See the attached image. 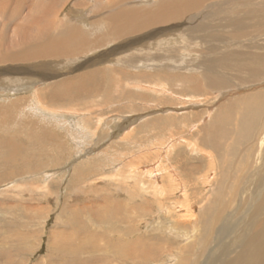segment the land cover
Here are the masks:
<instances>
[{
    "label": "rangeland",
    "instance_id": "1",
    "mask_svg": "<svg viewBox=\"0 0 264 264\" xmlns=\"http://www.w3.org/2000/svg\"><path fill=\"white\" fill-rule=\"evenodd\" d=\"M4 1L11 4L4 7L6 10L0 7V34L6 30L5 38L9 43L16 42L14 46L20 42L17 29L25 27L32 35L49 23L50 31H59V25L78 24L67 17L73 19L92 7V1L85 5V0H23L21 14L10 18L18 2ZM53 1L55 5L50 8ZM247 1L237 4L242 7ZM249 1L255 4L261 0ZM78 5L80 10L76 12ZM243 9L252 14V22L235 28L245 33L230 38L233 28L220 26L214 28L219 35L213 34L211 41H233V47L241 52L264 56V9ZM208 11L214 17L226 15L223 9L209 7ZM87 14L85 21L95 23V8ZM246 14L239 13L243 17ZM259 16L262 20L257 21ZM188 20L167 24L165 28L176 23L182 27L172 30H179L176 34H162L156 40L166 42L161 44L167 57L165 68L157 60L138 68L135 66L139 63L134 61L128 67L121 60L134 48L124 46L107 55L114 44L95 45L87 53L70 57H49L24 65L5 62L0 66V139L12 143L13 136H21L18 141L28 146L26 135L31 122L38 123L33 134H42V129L49 134L38 139L45 152L33 146L27 149L26 171L21 163L7 160L0 147V264H219L228 245L231 256L237 254L240 248L234 240L249 225L256 208L252 199L258 181L252 166L262 164L256 162L264 154V142L256 145L259 154L252 156V140L209 136L213 133L206 127L214 120L220 122L227 116L225 112L232 117L229 126H236L241 104L230 112L222 108L224 103L264 91V76L258 82L250 76L242 82L246 73L226 70L234 87L220 92L203 87L198 93L190 81L181 84L179 79L186 76L205 81L201 69L187 70V62L181 63L200 62L206 54L204 42L190 39L187 27L192 19ZM172 35L181 36L180 41L169 42ZM184 45L187 50L179 53L177 47ZM14 66L30 67L36 75L27 82L29 89L22 81L29 77ZM92 70L101 72L92 78L96 84L91 93L49 100L47 95L60 88L56 84L80 79ZM15 100L24 102L14 105ZM15 110L17 117L9 116ZM208 138L216 139L220 147H214L206 141ZM242 160L250 161L251 169L243 170ZM38 161H42L40 166ZM9 173L13 176H7ZM221 207L225 213L228 207L232 212L224 226L222 214V222L214 221ZM210 232L214 235L205 245ZM65 236L77 255L63 257L60 240Z\"/></svg>",
    "mask_w": 264,
    "mask_h": 264
},
{
    "label": "bare ground",
    "instance_id": "2",
    "mask_svg": "<svg viewBox=\"0 0 264 264\" xmlns=\"http://www.w3.org/2000/svg\"><path fill=\"white\" fill-rule=\"evenodd\" d=\"M1 1L2 2H0V7L3 10H6L11 4L10 1L7 3L4 0H1ZM16 1L19 4L17 3L10 18H15L16 15L19 16L21 14V9L23 7L22 5L23 0H16ZM85 1H86L84 2L85 5L92 1L91 5L93 9L95 8V12H96V17H95L96 20H94L95 23L94 22L88 23L85 21L88 19L87 13H89V11H92V7L86 6L88 7V8H85L86 12H82L83 11L82 10L80 12L81 15H77L73 19H71L70 17H67L68 21L78 22V24L73 23L72 25H68V24L59 25L62 27L59 31L57 28L50 31L49 23L44 24L47 26L45 27L43 25L44 26L43 28H41L39 25L40 27L39 31L37 30L38 32H34L32 33V35L31 33L29 34L28 31H25V27L17 29V31H15V34L17 38L19 37V40H20V42L16 44L18 46H14L16 42L9 43L7 41L8 38H5V36L8 34V32L4 30V32L0 34V37L2 40L0 42V66H2L5 62L12 63L14 65L20 64V63L24 65V63H27L32 60H41V59H46L49 57L50 58L51 57H55V58L70 57V56L78 55L79 53H82V54L87 53V51L89 49L92 50V47H94L95 45L98 46L100 44H103V46L108 47L109 45L114 44V46L110 48V51L108 52L107 55L116 53L120 48L124 46H130V49L134 48V50L129 51V56L125 55L124 59L121 60L122 63L128 67H131L130 65L134 61L139 63L138 65L135 66V68L136 67L138 68L145 64L152 65L149 62L153 63V61L155 62L157 60V61H160L159 66L165 68L166 63H167V57H165L166 54L163 53L161 44L166 45V42L161 41V43H159L156 40L162 34L168 35L170 34V32H173L172 30H175L179 27V24L176 23L177 26L172 25L170 27L165 28L167 24H172L175 22L192 19V23L189 22V25H188L190 27L189 28L187 27V31H189L190 35L192 36V38L190 39L191 40L193 39L197 42H204L205 43L204 49H206L205 51L206 54L205 56H203V59L202 61L200 60V62L199 61L196 62V60H193V61H185V62L181 61V63L187 62L185 66V69L187 70L188 69L189 70L201 69L203 73L205 74L204 75L205 81L202 83L201 79L199 80V78L197 77L186 76V78L184 77V78L179 79V82L181 84H184V81H190L191 82L190 85H192L197 90L198 93L203 92V89H204L203 87H205V89L206 87H209V90L211 89L212 91L216 90L220 92L222 88H225V87L229 88L230 86L231 88L234 87L233 85L234 81L231 82L229 80L231 76L227 74L229 77L228 78L224 72L226 70L227 71L233 70L234 72H239V74L241 72L246 73L248 76L246 78H243L242 82L248 79L249 76L250 78L251 77L257 78V80L254 82H258L260 81V77L262 75L264 76V56L252 53L251 51L241 52L240 50H237L236 48L233 47L234 46L233 41H227V43L225 44L224 42L221 41L220 43L223 45L215 44L211 41V38H213V34L219 35L215 31L214 28H218L220 26L221 28H225L224 26L233 28L232 32H230V36H229L230 38L232 37L239 38V36H242L243 33L245 32L239 29H236V28L241 27L243 25H248L252 22V14H250L249 12L248 14H246L247 12H245L243 8L245 9L246 7L252 8V6H254V7H258V9L260 7L264 9V0L263 1L261 0L260 3L257 2L255 4H252V1L250 2L248 0L247 3H244L242 5V7L238 6L237 4L239 0H155L156 2H153V0H85ZM220 4H222L223 6ZM6 5H7V8H4ZM54 5H55V2L53 1L49 4V7L51 8ZM209 7L212 8L213 10L221 11V9H223L222 12H224L227 16L224 14L223 15L219 14V16L216 15L214 17L212 12L208 11ZM75 8H77L75 11L79 12L80 10L79 5L76 6ZM238 10H239V13H245L246 17L239 15ZM245 18L247 20L250 19L251 21H248L249 22L248 23ZM47 20L50 22L53 21L49 18ZM259 20H262V16H259L257 18V21ZM194 21L195 22L197 21L196 23H198L199 25L196 24V26H194L195 25ZM257 21H255V23L260 24ZM263 21H264V17H263ZM8 22L9 21L7 20L6 24H8ZM200 22L202 23L207 22V23L200 24ZM79 23L81 24L79 25ZM223 23H226V24L221 25ZM261 24L264 25V23H261ZM18 26H24V25L22 24ZM181 27H179L178 29L180 30ZM208 28H210L211 30H209ZM179 30H176L175 32H173V34H176L177 32H179ZM242 30H245V29H242ZM172 36L173 37L171 39H167L169 42H177V41L179 42L180 41L179 37L181 36H176V35L175 36L172 35ZM148 39H152V40L148 41ZM30 42L31 44H29ZM118 42H121V43H118ZM139 43H142V44L137 47H134L135 44H139ZM3 47H4V50H2ZM166 47L167 46H165V49ZM142 48H147V49L144 51H139ZM177 48L179 49L178 50L179 53L187 50V47L185 45L182 47L178 46ZM161 55L163 56L160 57ZM14 67H15L14 69L20 71L23 74V76L25 75L29 77L27 78L28 80L26 79L22 80L25 86L27 87L25 88L29 89L27 82L28 81L30 82L29 79H31L32 76H36V75H33V72L32 70H30V67H27V66H21L19 68L16 66ZM100 72L101 71L94 72V70H92L91 72L85 73L84 75L82 74V77L80 79L76 77L77 79H70L60 84L58 83L56 85L60 86V88L52 91V93L48 94L47 96H49V100L53 99V100L59 101L61 99H64L67 96H69L70 98H74V97H79L81 95L89 94L94 90L93 87L95 86L93 85L96 84L94 83L95 81H92V78L93 76H96V75L98 77ZM240 78H241V75H240ZM263 78L264 77H262V79ZM231 80L233 79L231 78ZM34 84L37 85V82L33 83L32 85ZM36 85H34V87ZM61 85H64L65 87L62 89ZM22 87L23 86H21L20 88ZM13 88L15 89V87ZM9 89L8 91L10 92ZM39 97H36V98L38 99ZM40 99L42 98L40 97ZM252 99L255 101H253ZM20 101L22 100H15L13 103L14 105H18ZM237 104H241V108H239L241 113L240 112L237 113L239 120H237L238 122L236 123V126H233V128L229 126V124L231 123L230 121L232 117L231 118L227 117L228 112H225L226 113L225 115H227L226 117H223L220 120V122L218 120H214L206 128H209V130H211V132L213 133L212 135H209V136L217 137V136H222V135L223 136L232 135V136L241 137L242 138L241 141L243 142L245 140H249V141L252 140L251 155L254 156V153L259 154V152H256V149H257L256 145L257 144L259 145L261 141L262 143L264 142V136H263L264 134V91L257 92L255 94H248L238 99L237 98L230 99L226 103H224V106L222 108L226 109V111L230 110V112H232L231 110H233ZM220 108L219 107L216 108V112L220 111L218 110ZM11 112H12L11 114L8 113L9 116L13 115L14 117H17L18 115L17 110L11 111ZM0 115H2L1 112H0ZM215 118L217 117L215 116ZM218 119H219V115H218ZM37 124L38 123L33 124L31 122V127L27 130V135H26L27 140L26 141H27L28 146H24L18 141V139L21 136H15V137L13 136L12 143L11 141L6 142L4 141V139L3 140L0 139V147L4 150L3 151L4 154L8 155L6 159L7 160L9 159L11 163H13V161H15L14 163L16 164L21 163V165L24 166L23 169L25 171L29 169V166H28L29 163H26V162L28 160V156L30 155V153L27 151V149L30 147V149L28 150H32V146H33V147H37L40 152L44 151L43 146L41 145L40 147L38 145V142L43 144L38 139H39V136H42V135L47 136L48 131L45 129H42L40 133L43 132L44 134L43 133L40 135L33 134L34 130L32 129L36 127ZM206 141H208L210 144H213L214 147L219 146L218 142L214 138L212 139L208 138ZM262 143L260 144V146L262 145ZM249 162L250 161L245 162V163L243 162L245 166L243 170L247 171V168L251 169V165ZM261 162L262 164H259L258 166H256L255 164L252 166V168L254 167L253 170H255L254 172L255 175L257 174V181H258V184H257L258 190L256 191L255 194H253L255 195V197L252 199V202L256 203L255 205L256 208L254 210V216L252 217L251 222H248L249 225L244 226L242 230L243 232L238 233L237 238L234 240V244L240 248L237 254L234 257L231 256L230 253L232 252V248H229L230 245H228L225 248V250L223 249L224 258L220 261L219 264H264V189H263L264 188V154H262L260 158L258 156L256 164L261 163ZM37 163H38V166H40L42 161H38ZM7 176L11 177L13 175H10L9 173V175ZM239 176L241 178V174H239L238 177ZM253 179L256 180L255 178ZM235 190L237 193L238 188H233L234 193H235ZM229 207L226 213H225L226 209L223 210V208L221 207L220 209L221 211L218 212L214 221L218 222L220 220L219 219L220 215L222 214L223 215V226H224L226 219L232 216L231 214L232 212H230ZM219 222H222V220ZM221 233H224V231L222 230ZM213 235L214 233H211L205 237V240H204L205 245L210 243L211 237ZM63 238L64 239L60 237L58 238V239H62L60 240V242L62 243L60 244L61 246L60 250H62L63 257L66 255L70 256V254L71 256L75 255L76 252L70 249L72 247L70 246L69 242H67L66 236ZM118 242L119 241H116L115 243L118 244ZM55 244L56 243H54L53 246H55ZM82 247L80 246L79 248H82ZM126 249L128 248L126 247ZM55 250H59V249H55ZM79 252L82 253L81 251ZM126 254L128 255V253ZM119 258H121L122 260L123 257L119 256ZM74 259L77 260L78 258H74ZM114 259H115V256H114ZM126 261H128V259ZM68 263L70 264L71 262H68Z\"/></svg>",
    "mask_w": 264,
    "mask_h": 264
}]
</instances>
